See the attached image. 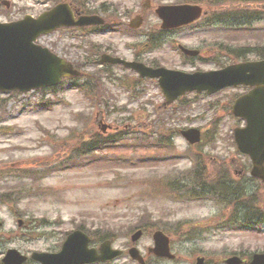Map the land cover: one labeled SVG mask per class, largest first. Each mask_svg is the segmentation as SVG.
<instances>
[{"label": "rangeland", "instance_id": "obj_1", "mask_svg": "<svg viewBox=\"0 0 264 264\" xmlns=\"http://www.w3.org/2000/svg\"><path fill=\"white\" fill-rule=\"evenodd\" d=\"M3 1L11 4L6 7L11 12L0 16V20L10 22L24 17L20 9H27L26 6L40 0ZM89 1L96 8L110 2L108 7L119 10L116 23H127L134 16L143 14L141 4L145 0ZM184 1L151 0V7L143 14L139 34L107 32L93 36L95 46L90 58H87L86 48L92 37L85 40L79 36L73 40L66 38L65 33H55L39 41L44 46L54 47L60 55H78L82 72L101 82L100 98H89L80 89L72 88L70 83H64L56 92L36 91L15 97L0 94V170L5 166L28 170V177L21 179L0 176V199L3 195L12 202L6 206L0 201V260L10 249H17L29 257L34 252L57 253L67 235L79 228L92 230L98 238L103 233L111 234L116 239L114 246L126 249L131 231L139 224H154L155 228H170L175 232L176 223L186 220L191 221L190 227H195L193 235L198 237L194 236L196 239L188 243L187 248L176 238L177 262L154 260L152 264H195L196 257L201 255L221 264L241 241L245 242L243 248L253 253L264 251V229L209 232L208 229L217 225L220 216L227 213L226 207L211 200L179 202L164 193L151 194V186L177 176L191 175L192 159L187 158L189 145L181 135L174 137L173 150L133 147L138 128H149L151 135L152 129L169 135L171 131L178 133L191 127L203 128L206 133L213 123L218 132H207L202 148L204 157H214L223 175L233 176L231 185H241L253 194L264 191V184L251 177V164L240 156L232 138L234 128L244 125L231 115V104L243 90L228 88L215 95L188 94L184 100L191 106L183 108L175 117L172 107L163 109L164 95L156 80L139 81L137 73L120 66L103 71L94 62L99 59L98 53L109 52L108 49L113 50V55L128 60L139 51L141 60L149 66L192 73L217 70L230 64L229 59L217 54L221 45H232L230 49L264 45V23L252 26L257 30L252 32L233 33L224 28L209 30L202 24L193 29L186 27L162 32L155 9L165 3ZM151 33H156L158 38L162 36L161 44L144 51L142 44ZM179 45L199 49L202 55L193 63H187ZM255 57L249 55L248 59L255 60ZM92 79L90 84H95ZM131 88L136 89V93ZM106 102L114 106L112 111H107ZM158 117L160 120L156 122ZM102 120L111 128L107 134H103L99 125ZM124 130L132 134H125L123 141L95 153L96 157L87 156L82 164L72 168L62 166V162L69 159L70 146H76L93 134L115 136L116 132ZM46 131L52 135H46ZM146 157H158L161 161L147 160ZM209 164L206 159L208 168ZM206 182L210 179L207 178ZM259 200L264 202V193H260ZM257 209L264 211V204H257ZM238 214L245 215V211L239 210ZM139 242L143 254L152 258L148 247L153 246V239L144 235ZM126 260L121 257L112 264H136ZM26 264L40 263L30 258Z\"/></svg>", "mask_w": 264, "mask_h": 264}, {"label": "water", "instance_id": "obj_2", "mask_svg": "<svg viewBox=\"0 0 264 264\" xmlns=\"http://www.w3.org/2000/svg\"><path fill=\"white\" fill-rule=\"evenodd\" d=\"M164 20L163 28H177L189 25L200 18L202 10L196 6H165L158 9ZM93 18L83 17L75 20L68 5H60L54 10L35 19L27 16L24 20L3 24L0 22V91L28 92L34 89L55 86L66 76L79 73L71 64L59 59L48 49L35 44L38 37L62 26L89 25ZM189 55L197 51L183 49ZM113 63H123L132 67L143 77L160 78L168 104L189 91H208L210 94L232 85H247L254 89L240 97L234 107L236 116L247 120V127L236 130L239 149L252 158V175L264 180V60L231 65L225 69L210 72L187 74L165 68L153 69L144 64L128 63L117 59H104ZM103 61V62H104ZM192 142H199L201 133L197 129L184 132ZM142 231L135 234L133 240L140 238ZM155 253L159 256H171L168 241L162 232L156 235ZM89 237L81 231L71 234L60 253H35L33 258L42 264H87L111 260L120 251L111 248L105 242L101 254L89 249ZM131 255L142 260L138 251ZM27 257L17 250H10L4 259L6 264H23ZM231 262H234L233 260ZM201 263V262H200ZM255 264H264V255L255 257Z\"/></svg>", "mask_w": 264, "mask_h": 264}, {"label": "trees", "instance_id": "obj_3", "mask_svg": "<svg viewBox=\"0 0 264 264\" xmlns=\"http://www.w3.org/2000/svg\"><path fill=\"white\" fill-rule=\"evenodd\" d=\"M213 12L212 15L214 16V20L212 21L213 24L227 26V27H235L239 22L242 24H248L252 21L262 20L264 19V15L259 11L254 12H247L250 10L249 7H247L248 4H253V0H209ZM240 16V17H239ZM230 45L224 47L222 45L220 52L222 54H225L228 56L231 60L238 62L240 60H245L247 56L249 55H256L257 57L264 58V46L263 47H238L237 49H230ZM111 141L110 139H104V137H101L99 135L97 136H91L88 139H83V141L80 142L79 146H75L71 150V158H73L74 152L77 148V151L86 154L92 151L97 150L98 148H102L104 145L109 144ZM145 143V141H143ZM157 141L154 142V144ZM158 143L159 145H166L162 140H160ZM148 144H150L149 141H147ZM145 145V144H144ZM204 170V174L201 172H195L196 179L195 181L198 183L202 181L204 183L206 179H213L215 182H219V184L225 185L224 179H221L220 176H217L212 173H208L207 168L201 169ZM215 175V176H214ZM214 176V177H212ZM221 179V180H220ZM174 184H177V182L174 181H168V182H162V185H166L167 189L174 190L175 186ZM6 204H10L8 200H5Z\"/></svg>", "mask_w": 264, "mask_h": 264}, {"label": "flooded vegetation", "instance_id": "obj_4", "mask_svg": "<svg viewBox=\"0 0 264 264\" xmlns=\"http://www.w3.org/2000/svg\"><path fill=\"white\" fill-rule=\"evenodd\" d=\"M108 53H114L113 50H109ZM244 221L247 222V223H250L252 221V218H244ZM190 234H177V235H174L173 236V239L176 241L178 238V240H182L183 241V245L185 246V248H187V244L190 242H193L191 239H190ZM245 244V243H244ZM244 244H241V245H237V247H235V251H232L231 253L228 254V256L224 259H222V263L221 264H226L225 263V260L230 258V257H233V256H237V257H240L242 262L241 264H250L251 263V260H252V257H253V252L249 251V249H246V248H243V247H246ZM175 245V243L173 244V246ZM149 248V247H148ZM151 255V253H150ZM201 256H204V264H218L216 262H212L210 259L211 257H208L207 255H201ZM212 256V255H210ZM199 256L196 257V259L198 258ZM155 259L159 260V261H177L179 259V257H177V259H173V260H168L166 258H158L155 256ZM154 261V258H147V264L148 262H152ZM195 264H197V261L195 260L194 262Z\"/></svg>", "mask_w": 264, "mask_h": 264}]
</instances>
